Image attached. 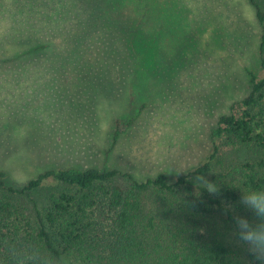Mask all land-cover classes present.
Here are the masks:
<instances>
[{"label":"rangeland","instance_id":"374dc122","mask_svg":"<svg viewBox=\"0 0 264 264\" xmlns=\"http://www.w3.org/2000/svg\"><path fill=\"white\" fill-rule=\"evenodd\" d=\"M261 35L248 0H0V170L14 186L69 167L174 182L216 146L204 178L237 184L255 152L211 134L264 78Z\"/></svg>","mask_w":264,"mask_h":264},{"label":"trees","instance_id":"16d2710c","mask_svg":"<svg viewBox=\"0 0 264 264\" xmlns=\"http://www.w3.org/2000/svg\"><path fill=\"white\" fill-rule=\"evenodd\" d=\"M248 1L262 26L264 69V8ZM250 83L241 114L221 116L211 136L236 139L255 152V159L240 166L237 184L215 182V194L195 178L211 171L216 146L201 165L174 182L165 173L139 182L115 170L69 167L14 186L0 170V264H47L67 255L79 264H255L228 229L218 230L220 218L231 230L234 213L251 218L239 204L241 190L264 188V78L250 73ZM48 183L66 189L51 191L42 208L32 199L22 207L24 197ZM149 202L153 207L147 211Z\"/></svg>","mask_w":264,"mask_h":264},{"label":"clouds","instance_id":"9594fccd","mask_svg":"<svg viewBox=\"0 0 264 264\" xmlns=\"http://www.w3.org/2000/svg\"><path fill=\"white\" fill-rule=\"evenodd\" d=\"M209 193L219 191L218 186L204 177H196ZM239 204L248 210L252 216L233 215V235L237 243L244 246L253 257L255 264H264V188H249L241 190Z\"/></svg>","mask_w":264,"mask_h":264}]
</instances>
